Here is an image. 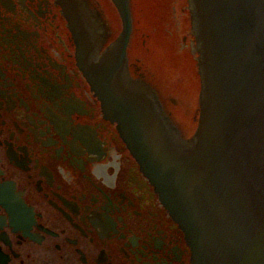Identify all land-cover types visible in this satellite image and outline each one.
<instances>
[{
    "label": "flooded vegetation",
    "instance_id": "flooded-vegetation-1",
    "mask_svg": "<svg viewBox=\"0 0 264 264\" xmlns=\"http://www.w3.org/2000/svg\"><path fill=\"white\" fill-rule=\"evenodd\" d=\"M62 2L0 0V264H193L79 68ZM64 3L102 51L103 0Z\"/></svg>",
    "mask_w": 264,
    "mask_h": 264
},
{
    "label": "water",
    "instance_id": "water-1",
    "mask_svg": "<svg viewBox=\"0 0 264 264\" xmlns=\"http://www.w3.org/2000/svg\"><path fill=\"white\" fill-rule=\"evenodd\" d=\"M111 1L121 30L97 56L82 15L63 3L105 117L182 228L193 264H264V0H193L201 112L193 137L179 141L154 90L127 74L130 0Z\"/></svg>",
    "mask_w": 264,
    "mask_h": 264
},
{
    "label": "rangeland",
    "instance_id": "rangeland-1",
    "mask_svg": "<svg viewBox=\"0 0 264 264\" xmlns=\"http://www.w3.org/2000/svg\"><path fill=\"white\" fill-rule=\"evenodd\" d=\"M130 2L133 20L130 60L140 66L159 90L180 132L190 135L196 126L202 95L198 42L194 39L193 46L190 42L194 26L188 0ZM102 10L115 36L121 28L118 13L109 0H103Z\"/></svg>",
    "mask_w": 264,
    "mask_h": 264
},
{
    "label": "bare ground",
    "instance_id": "bare-ground-1",
    "mask_svg": "<svg viewBox=\"0 0 264 264\" xmlns=\"http://www.w3.org/2000/svg\"><path fill=\"white\" fill-rule=\"evenodd\" d=\"M67 20V19H66ZM71 31V30H70ZM75 47H76V44H75ZM202 66H203V64H202Z\"/></svg>",
    "mask_w": 264,
    "mask_h": 264
}]
</instances>
